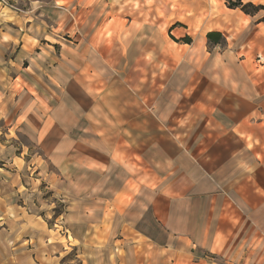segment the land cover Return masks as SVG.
<instances>
[{"label": "crops", "instance_id": "crops-1", "mask_svg": "<svg viewBox=\"0 0 264 264\" xmlns=\"http://www.w3.org/2000/svg\"><path fill=\"white\" fill-rule=\"evenodd\" d=\"M5 1L0 264H264V0Z\"/></svg>", "mask_w": 264, "mask_h": 264}, {"label": "trees", "instance_id": "trees-1", "mask_svg": "<svg viewBox=\"0 0 264 264\" xmlns=\"http://www.w3.org/2000/svg\"><path fill=\"white\" fill-rule=\"evenodd\" d=\"M239 6L241 7V9L244 12H246V10H247L246 6H242L240 3H231V2L228 3L229 8L239 7ZM207 38L209 39V41H213V42H219V40H220V36L216 35V34H208Z\"/></svg>", "mask_w": 264, "mask_h": 264}, {"label": "built area", "instance_id": "built-area-1", "mask_svg": "<svg viewBox=\"0 0 264 264\" xmlns=\"http://www.w3.org/2000/svg\"><path fill=\"white\" fill-rule=\"evenodd\" d=\"M0 2L2 3V4H7V2L5 1V0H0ZM11 7V6H10Z\"/></svg>", "mask_w": 264, "mask_h": 264}]
</instances>
